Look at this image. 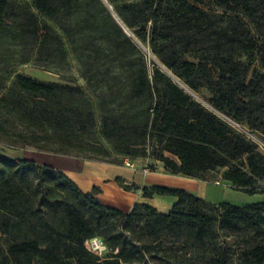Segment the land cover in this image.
Masks as SVG:
<instances>
[{"label":"trees","instance_id":"trees-1","mask_svg":"<svg viewBox=\"0 0 264 264\" xmlns=\"http://www.w3.org/2000/svg\"><path fill=\"white\" fill-rule=\"evenodd\" d=\"M204 1L109 0L167 68L156 65L152 74L140 42L105 0H0V31L24 45L21 62L62 63L66 39L41 14L56 22L99 98L102 133L116 152L151 155L171 173L192 177L228 166L225 179L259 192L264 152L220 113L264 134V71L252 60L257 50L264 68V38L242 16L264 36V0H216L224 13L207 10ZM171 74L192 90L207 88L214 109ZM8 77L0 76V89ZM96 126L94 104L80 84L18 73L0 94V131L14 136L8 147L106 160L111 151ZM119 180L126 189L140 187ZM142 189L178 201L168 212L147 202L123 211L103 203L97 185L84 191L51 164L0 150V264H235L221 236L237 232L240 264H264V199L235 204L181 187ZM94 236L108 254L92 250Z\"/></svg>","mask_w":264,"mask_h":264},{"label":"rangeland","instance_id":"rangeland-1","mask_svg":"<svg viewBox=\"0 0 264 264\" xmlns=\"http://www.w3.org/2000/svg\"><path fill=\"white\" fill-rule=\"evenodd\" d=\"M25 1L32 5L31 0H25ZM201 6L214 13L225 12L224 8L219 6L216 0H205L201 4ZM242 16L249 24V26L254 30L255 34L259 38H264V36L258 35L257 31L255 30V26L251 22V20L245 15ZM41 17L47 20L48 22H50L65 37L66 48L68 49L67 61L62 63H51V64L42 65L41 63H38V61L33 57L31 58L30 61L23 63L21 62V58L23 56L22 55L23 52H25V50L23 49L24 45L23 44L20 45L19 43L16 42V40L12 39L10 35H5L4 32L0 31V76L6 77L9 75V77L5 79V87L0 89V94L4 93L7 90V88L12 84L14 78L18 73H27L46 80H55L61 82H70L73 84H80L86 90V92L88 93L89 97L92 99V102L94 104V109L97 119V126H96L97 136L101 140V142H103L111 151V153L104 156V158L106 160L119 159L122 160V163L126 164L124 155L116 152L113 144L102 133V111L101 108L99 107V98L96 96L92 87L87 82V79L83 74L81 62L75 55L71 43L67 40L64 31L61 28H59V26L56 24L54 20L42 14ZM141 43L143 45H141L140 43L139 45L143 50V52L145 53L149 71L152 74L155 66L156 65L161 66V64L157 56L153 54L149 44L144 42ZM184 57L190 60H197L191 53H185ZM252 60H253V67L257 66L259 69L264 71V68L261 66V62L258 58L257 50L255 51ZM8 70H12L11 74L8 73ZM171 76L186 91L191 93L197 100L202 102L207 107L214 109V107L209 102L212 93L207 88H202L200 91H195L189 88L177 76L173 74H171ZM8 126H10V129L12 130L13 126L10 125V123H8ZM18 128H23V126L19 125ZM253 131L261 139L260 142L257 143L258 148L262 152H264V134L256 130ZM13 138L14 136L11 135L10 133H2L0 131V150H3L14 156H18L21 154V151H15V150L21 148H11L5 144L7 141ZM82 154L85 156H91V154L87 151L82 152ZM145 157H146L145 166H148L151 171L156 170L158 159H156L151 155ZM244 159H246V157H244ZM238 161H241V159H238ZM227 168L228 166L220 167L218 169L209 171L206 174L205 178L212 181L208 185L209 189L207 194H205L204 196L206 199L211 200L213 202H231L235 204L258 202L264 199V193L262 192L264 190V178H260L257 180L256 185L260 190L259 192H255V193L246 192L244 190L237 188L231 181L230 182L226 181L227 179L223 177V174ZM93 238L96 239L95 242L92 243L91 238L89 241V244L93 251L98 252L102 256L110 252V248L103 242V240L99 236H94ZM221 243L223 244V248L227 252H229L230 254H234L235 264H240V259L237 256L241 251L240 246L243 243V235H241V233L238 232L229 235L223 234L221 236Z\"/></svg>","mask_w":264,"mask_h":264},{"label":"crops","instance_id":"crops-1","mask_svg":"<svg viewBox=\"0 0 264 264\" xmlns=\"http://www.w3.org/2000/svg\"><path fill=\"white\" fill-rule=\"evenodd\" d=\"M15 151H21L18 156L33 158L39 163L55 166L70 176L84 191H92L97 185L99 187L97 196L103 203L127 212L131 211L137 202H147L162 212H168L178 201L175 195L145 196L142 189L144 185L161 184L181 187L204 197L208 192V185L212 182L206 178L171 173L160 160H157L156 170L147 171L144 169L145 156L124 155L125 160H131L134 163V165H126L122 163V160L112 162L34 148H21ZM119 178L127 184H137L140 187L126 189L121 185Z\"/></svg>","mask_w":264,"mask_h":264},{"label":"built area","instance_id":"built-area-1","mask_svg":"<svg viewBox=\"0 0 264 264\" xmlns=\"http://www.w3.org/2000/svg\"><path fill=\"white\" fill-rule=\"evenodd\" d=\"M225 119H227L230 123H232L236 128H238L239 130H241L243 133H245L246 135H248L252 140H254L256 143L260 142V138L259 136L253 131L251 130L248 126L242 124L241 122H238L236 120H234L233 118L220 113ZM126 164L128 165H134V163L131 160H126ZM145 170H150L148 166H144ZM92 243L96 241V239L91 238ZM90 239L88 240L89 243Z\"/></svg>","mask_w":264,"mask_h":264},{"label":"water","instance_id":"water-1","mask_svg":"<svg viewBox=\"0 0 264 264\" xmlns=\"http://www.w3.org/2000/svg\"><path fill=\"white\" fill-rule=\"evenodd\" d=\"M106 3L109 5V7L111 8V10L113 11V14L116 16V18L118 19V21L122 24V26L125 28L126 32L131 35V36H134L135 35L133 34V32L131 31V29L125 24V22L121 19V17L118 15V13L115 11L113 5L109 2V0H105ZM137 39V37H135ZM139 41V39H137ZM141 45H143L141 43V41H139ZM162 64V63H161ZM163 67H165L163 64H162ZM166 68V67H165ZM167 69V68H166ZM171 73V71H169Z\"/></svg>","mask_w":264,"mask_h":264}]
</instances>
